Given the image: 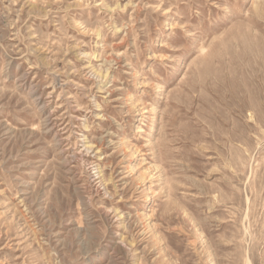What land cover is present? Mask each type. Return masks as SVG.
I'll return each mask as SVG.
<instances>
[{
    "label": "rangeland",
    "instance_id": "rangeland-1",
    "mask_svg": "<svg viewBox=\"0 0 264 264\" xmlns=\"http://www.w3.org/2000/svg\"><path fill=\"white\" fill-rule=\"evenodd\" d=\"M0 264H264V0H0Z\"/></svg>",
    "mask_w": 264,
    "mask_h": 264
},
{
    "label": "bare ground",
    "instance_id": "bare-ground-1",
    "mask_svg": "<svg viewBox=\"0 0 264 264\" xmlns=\"http://www.w3.org/2000/svg\"><path fill=\"white\" fill-rule=\"evenodd\" d=\"M201 50H203V47H200Z\"/></svg>",
    "mask_w": 264,
    "mask_h": 264
}]
</instances>
